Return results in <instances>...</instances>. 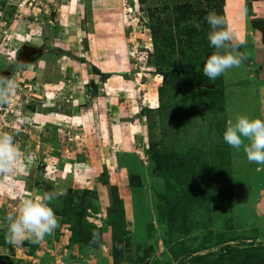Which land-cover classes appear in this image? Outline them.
<instances>
[{"label":"rangeland","instance_id":"obj_1","mask_svg":"<svg viewBox=\"0 0 264 264\" xmlns=\"http://www.w3.org/2000/svg\"><path fill=\"white\" fill-rule=\"evenodd\" d=\"M213 10L247 54L214 80L195 26ZM178 17L182 57L152 33ZM24 45L42 55L20 63ZM0 76L18 86L0 132L22 153L0 176V264H240L225 246H264V165L223 139L238 115L264 119V0H0ZM61 190L56 229L9 245L22 199Z\"/></svg>","mask_w":264,"mask_h":264},{"label":"clouds","instance_id":"obj_2","mask_svg":"<svg viewBox=\"0 0 264 264\" xmlns=\"http://www.w3.org/2000/svg\"><path fill=\"white\" fill-rule=\"evenodd\" d=\"M205 19L211 29L208 40L215 51L204 62L203 74L214 80L229 69L240 68L247 59V54L239 51V45L231 43L234 36L232 30L214 10L209 11ZM195 26L198 29L200 27L199 24ZM17 87L11 78L0 76V106L11 102ZM223 139L236 150L242 148L249 162L264 165V119L238 115L234 122H227ZM21 156L13 135L0 132V176L11 181L20 166ZM10 186L11 183L6 185L0 181V190ZM64 194L61 190L22 199L16 212L9 213L5 218L6 242L19 247L26 240L39 243L45 235L51 234L58 226V218L50 204Z\"/></svg>","mask_w":264,"mask_h":264},{"label":"trees","instance_id":"obj_3","mask_svg":"<svg viewBox=\"0 0 264 264\" xmlns=\"http://www.w3.org/2000/svg\"><path fill=\"white\" fill-rule=\"evenodd\" d=\"M87 3H89V0H86ZM140 3H143L144 0H139ZM206 14V12H205ZM182 18V17H181ZM181 18H175V20H173V23L172 25L171 24H168L169 28H166L164 29L163 25L161 23H157V27L156 28H152V33L154 35V43L157 47V42L156 40H158V37H160L161 41H159L162 45V47L164 48L165 51L171 49V48H174L175 46L178 47L177 49L179 50L180 54H181V57L182 55H184V50H183V46L180 45L179 43V31H181L182 29L179 27V23L183 22V19ZM206 26L207 28L210 27L207 23V21H204V23L200 26V27H204L203 29H206ZM175 31H178L177 33V36L176 38L173 37V32ZM184 30V29H183ZM211 29L207 30L210 31ZM182 32V31H181ZM186 34L190 31H187L185 30L184 31ZM183 32V33H184ZM193 32V31H192ZM161 35V36H160ZM179 43V44H178ZM176 44V45H175ZM178 44V46H177ZM191 59L188 58V62H191L189 61ZM195 60V59H194ZM196 61V60H195ZM195 64V62H194ZM103 75L105 78L108 76V74H101ZM200 83H209V82H206V81H200ZM195 87H197L198 85H194ZM203 85H201L200 87H202ZM203 88V87H202ZM214 90H222V87H220L219 85H215L214 86ZM161 94V90H160V93ZM168 204V203H167ZM168 207H170V205H167ZM172 208V207H171ZM174 209H176V207H173ZM226 250V252L230 255L232 254H243L244 255V261H246V259H260V260H263L264 261V246H261V245H248L246 248L243 247V249H238V248H232V247H229V246H225L224 248ZM112 255L114 257V260L117 258V254L115 251L112 250ZM224 255L223 254H220L218 258H214L212 261H211V264H215L218 262L219 259L223 258ZM244 261L241 262L240 264H244ZM204 264H210V261H205Z\"/></svg>","mask_w":264,"mask_h":264},{"label":"water","instance_id":"obj_4","mask_svg":"<svg viewBox=\"0 0 264 264\" xmlns=\"http://www.w3.org/2000/svg\"><path fill=\"white\" fill-rule=\"evenodd\" d=\"M26 49L25 46H22L20 51L18 52V55H17V60L20 62V63H31L33 60H35L37 57H40L42 55V50L41 49H38L36 47H27V49L30 51V53L28 54H31L33 55L35 51H37V56L35 58H28V56L25 58V60H21L20 59V54L22 53V51ZM203 88H206V89H212L213 86L212 85H203L202 86Z\"/></svg>","mask_w":264,"mask_h":264},{"label":"flooded vegetation","instance_id":"obj_5","mask_svg":"<svg viewBox=\"0 0 264 264\" xmlns=\"http://www.w3.org/2000/svg\"><path fill=\"white\" fill-rule=\"evenodd\" d=\"M25 46V48L26 49H24L23 51H22V53L20 54V59L21 60H25V58L28 56V58H35L36 56H37V51H35V52H33L34 54L33 55H31V54H28V53H30V51L27 49V47H33V46H31V45H24ZM37 48V47H36ZM38 49H40V48H38ZM27 55V56H26Z\"/></svg>","mask_w":264,"mask_h":264},{"label":"crops","instance_id":"obj_6","mask_svg":"<svg viewBox=\"0 0 264 264\" xmlns=\"http://www.w3.org/2000/svg\"><path fill=\"white\" fill-rule=\"evenodd\" d=\"M89 123V122H88Z\"/></svg>","mask_w":264,"mask_h":264}]
</instances>
